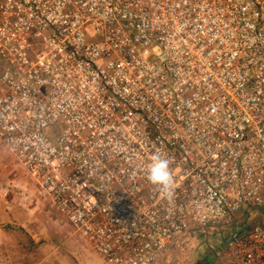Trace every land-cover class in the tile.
Returning <instances> with one entry per match:
<instances>
[{
  "label": "built area",
  "instance_id": "built-area-1",
  "mask_svg": "<svg viewBox=\"0 0 264 264\" xmlns=\"http://www.w3.org/2000/svg\"><path fill=\"white\" fill-rule=\"evenodd\" d=\"M0 142L105 264H264V0H0Z\"/></svg>",
  "mask_w": 264,
  "mask_h": 264
},
{
  "label": "rangeland",
  "instance_id": "rangeland-1",
  "mask_svg": "<svg viewBox=\"0 0 264 264\" xmlns=\"http://www.w3.org/2000/svg\"><path fill=\"white\" fill-rule=\"evenodd\" d=\"M216 237L210 241L206 235L198 240L185 237L171 247L164 264H217L210 247L219 246L221 238ZM44 260V264H105L0 142V264Z\"/></svg>",
  "mask_w": 264,
  "mask_h": 264
},
{
  "label": "clouds",
  "instance_id": "clouds-1",
  "mask_svg": "<svg viewBox=\"0 0 264 264\" xmlns=\"http://www.w3.org/2000/svg\"><path fill=\"white\" fill-rule=\"evenodd\" d=\"M147 178L151 184L160 188L162 196L167 198L172 195L174 180L170 171V162L161 154L153 155Z\"/></svg>",
  "mask_w": 264,
  "mask_h": 264
},
{
  "label": "crops",
  "instance_id": "crops-1",
  "mask_svg": "<svg viewBox=\"0 0 264 264\" xmlns=\"http://www.w3.org/2000/svg\"><path fill=\"white\" fill-rule=\"evenodd\" d=\"M83 255V254H82ZM45 263V260L41 263V264H44ZM164 264V263H163Z\"/></svg>",
  "mask_w": 264,
  "mask_h": 264
}]
</instances>
